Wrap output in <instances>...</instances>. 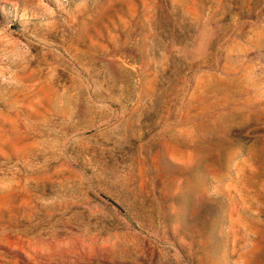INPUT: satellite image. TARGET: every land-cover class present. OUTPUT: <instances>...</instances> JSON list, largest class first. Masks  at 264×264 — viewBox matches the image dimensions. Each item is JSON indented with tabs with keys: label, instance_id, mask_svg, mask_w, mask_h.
<instances>
[{
	"label": "rangeland",
	"instance_id": "obj_1",
	"mask_svg": "<svg viewBox=\"0 0 264 264\" xmlns=\"http://www.w3.org/2000/svg\"><path fill=\"white\" fill-rule=\"evenodd\" d=\"M0 264H264V0H0Z\"/></svg>",
	"mask_w": 264,
	"mask_h": 264
},
{
	"label": "water",
	"instance_id": "obj_2",
	"mask_svg": "<svg viewBox=\"0 0 264 264\" xmlns=\"http://www.w3.org/2000/svg\"><path fill=\"white\" fill-rule=\"evenodd\" d=\"M111 200V199H110Z\"/></svg>",
	"mask_w": 264,
	"mask_h": 264
}]
</instances>
